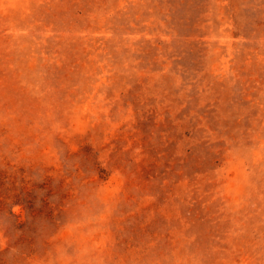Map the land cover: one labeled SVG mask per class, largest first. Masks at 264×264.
<instances>
[{
    "label": "rangeland",
    "instance_id": "1",
    "mask_svg": "<svg viewBox=\"0 0 264 264\" xmlns=\"http://www.w3.org/2000/svg\"><path fill=\"white\" fill-rule=\"evenodd\" d=\"M0 264H264V0H0Z\"/></svg>",
    "mask_w": 264,
    "mask_h": 264
}]
</instances>
